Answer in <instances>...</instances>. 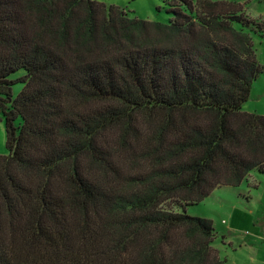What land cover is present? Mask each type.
Masks as SVG:
<instances>
[{"label": "trees", "instance_id": "obj_1", "mask_svg": "<svg viewBox=\"0 0 264 264\" xmlns=\"http://www.w3.org/2000/svg\"><path fill=\"white\" fill-rule=\"evenodd\" d=\"M167 4L161 23L0 0V264H225L187 209L263 181L264 115L243 107L264 23L232 0Z\"/></svg>", "mask_w": 264, "mask_h": 264}, {"label": "rangeland", "instance_id": "obj_2", "mask_svg": "<svg viewBox=\"0 0 264 264\" xmlns=\"http://www.w3.org/2000/svg\"><path fill=\"white\" fill-rule=\"evenodd\" d=\"M94 1L119 7L131 18L161 23H168L172 18L167 12V3L171 0ZM244 8L248 16L249 13L252 17L263 16L264 20V0H252ZM257 21L263 22L259 19ZM254 44L257 59L264 67V37L254 36ZM18 73L23 75L24 71ZM22 88L21 84L14 86L15 95H18ZM243 111L264 115V73L254 82ZM6 139L5 124L0 122V155L8 153ZM260 176L258 172H252L241 186H222L203 202L187 209L189 215L213 222L216 232L213 246L225 264H264V241L251 237L261 232V225L264 224V178L260 181L257 178Z\"/></svg>", "mask_w": 264, "mask_h": 264}, {"label": "crops", "instance_id": "obj_3", "mask_svg": "<svg viewBox=\"0 0 264 264\" xmlns=\"http://www.w3.org/2000/svg\"><path fill=\"white\" fill-rule=\"evenodd\" d=\"M232 1H236V2H238L239 4H242V5H244V6H245V5L248 6V4H250L252 0H232ZM247 15H248V14H247ZM249 16H250L251 18H253V19H256V20L259 19V20H261V21L264 22V20H263V16H260V18L257 17V16L252 17V16L250 15V13H249ZM260 231H261V232H259L258 234H254V236H251V237H254V238L257 239L258 241H259V240L264 241V224L261 225V229H260ZM247 234H249V233H247Z\"/></svg>", "mask_w": 264, "mask_h": 264}]
</instances>
